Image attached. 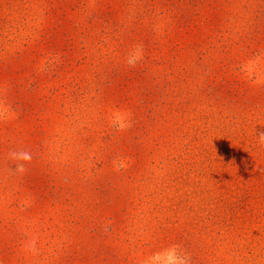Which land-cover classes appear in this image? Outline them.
<instances>
[{
    "label": "rangeland",
    "instance_id": "rangeland-1",
    "mask_svg": "<svg viewBox=\"0 0 264 264\" xmlns=\"http://www.w3.org/2000/svg\"><path fill=\"white\" fill-rule=\"evenodd\" d=\"M261 132L264 0H0V264H264Z\"/></svg>",
    "mask_w": 264,
    "mask_h": 264
},
{
    "label": "clouds",
    "instance_id": "clouds-1",
    "mask_svg": "<svg viewBox=\"0 0 264 264\" xmlns=\"http://www.w3.org/2000/svg\"><path fill=\"white\" fill-rule=\"evenodd\" d=\"M143 49L138 48L136 55L128 60V63L131 66L142 59ZM121 127H125L124 124H121ZM258 142L261 145H264V132L257 134ZM10 158L16 161H23V163H17L15 171L19 173H24L26 171L25 164L30 163L32 160V155L28 151L12 152L10 153ZM34 248V243H33ZM145 264H190L189 257L180 254L176 246H173L169 249L164 250L161 253H155L149 257Z\"/></svg>",
    "mask_w": 264,
    "mask_h": 264
}]
</instances>
